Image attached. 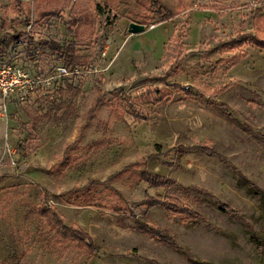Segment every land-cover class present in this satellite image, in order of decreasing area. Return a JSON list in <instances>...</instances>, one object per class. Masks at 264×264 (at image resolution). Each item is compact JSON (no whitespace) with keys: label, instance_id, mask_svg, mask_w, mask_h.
<instances>
[{"label":"rangeland","instance_id":"obj_1","mask_svg":"<svg viewBox=\"0 0 264 264\" xmlns=\"http://www.w3.org/2000/svg\"><path fill=\"white\" fill-rule=\"evenodd\" d=\"M66 1L59 16L39 18L37 0H0V57L46 75L64 63L42 45L53 40L76 42L88 59L64 79L73 89L54 94L74 105L72 119L59 112L28 136L36 97L9 100L7 113L0 97V264H264V50L253 43L264 38V0ZM168 8L177 15L163 20ZM82 11L93 22L75 31L70 21ZM145 18L150 30L129 32ZM150 88L165 97L142 94ZM119 94L151 120L121 121ZM103 136L120 142L90 146ZM141 157L176 184L136 185L129 167ZM148 196L198 216L139 204ZM47 207L97 250L52 229L38 212Z\"/></svg>","mask_w":264,"mask_h":264},{"label":"trees","instance_id":"obj_2","mask_svg":"<svg viewBox=\"0 0 264 264\" xmlns=\"http://www.w3.org/2000/svg\"><path fill=\"white\" fill-rule=\"evenodd\" d=\"M62 0H37V8H38V17H50V16H59L60 11L64 9H58L57 5ZM72 0L66 1V6H69L71 4ZM153 1H159V0H153ZM60 10V11H59ZM177 15V12L174 10L168 8L167 13L164 15L163 20H168ZM93 14L89 12H81V14L75 15L72 20L70 21L71 27L73 26L75 28V31H78L82 26L89 25L93 22ZM142 23L147 24L148 27H150L152 24L150 23L149 18H145ZM253 43L260 49L264 50V38L260 37H254ZM42 45L46 48H49L53 53L57 54V58L61 60L62 62L66 63L69 66H80L84 65L82 62H87V57L80 56L78 54V51L76 49V42L70 41L65 44L58 43L53 40H44L42 41ZM3 54V50L0 49V55ZM66 86H69V88L73 89L72 84L67 83L66 81L62 80L58 86L55 87L54 93H46L44 95H40L36 98L37 102V108L32 113L29 112V122L27 123V129L26 132L28 136L33 135L34 133L38 132L40 125L46 120V119H52L55 117L59 112H62L61 119L64 121H67L69 119L74 118L76 115V108L71 102H66L59 100L57 101L54 99V94L64 93V88ZM227 85H224V87L219 89L220 91H223V89L227 88ZM159 92V95L156 97V101L162 100L166 94L160 93V89H148L142 94H151L152 91ZM188 92H191L189 90ZM118 99L122 103V106L124 108L122 114L120 113L119 119L121 121H125L124 115L125 113L131 114L135 119L141 120V121H150L151 117L148 114H144L140 111H137L132 103V95L128 94H119L117 95ZM104 97L102 95H98V97L94 100L92 106L84 113L83 118L84 122L87 123L89 120L94 116L96 113L98 107L103 102ZM220 106L222 104H219ZM81 133L77 136V138H80ZM119 138L112 137V136H103L93 142L90 146H105L110 144H116L119 143ZM197 149L206 155L209 156H217V151L208 145H200L197 147ZM147 164V159L144 157H141L139 160L134 162L132 165H130V169L132 171L131 178L132 181L139 185L142 182L147 183L150 187L155 188H165L170 187L176 184V180L174 178L164 176L161 174H158L156 172H152L148 170L144 165ZM139 204H147L149 206L161 204L166 209L170 210L171 212L176 213H186L191 214L192 216H198L196 211L189 209L188 207L182 206L179 203H176L170 199L161 200L155 196H148L144 198L142 201L139 202ZM83 205H90V204H83ZM119 209V207L117 208ZM38 212L41 214V216L48 221L52 229L56 230L62 237L66 239H73L77 241L81 246L87 247L92 252H95L97 250V245L91 238V236L82 228L76 226V225H66L64 221L58 216V214L54 211L52 207L47 208H40ZM145 231L149 234L161 238L164 242L171 244L172 246H176L175 241L173 238L163 235L159 230H157L155 227H150L147 224L145 225Z\"/></svg>","mask_w":264,"mask_h":264},{"label":"built area","instance_id":"obj_3","mask_svg":"<svg viewBox=\"0 0 264 264\" xmlns=\"http://www.w3.org/2000/svg\"><path fill=\"white\" fill-rule=\"evenodd\" d=\"M82 72L81 67L58 63L50 73L41 75L16 65L9 57H0V97L3 112L7 113L9 100L30 101L54 89L65 78L70 79ZM7 152L11 157L15 154L10 145Z\"/></svg>","mask_w":264,"mask_h":264},{"label":"water","instance_id":"obj_4","mask_svg":"<svg viewBox=\"0 0 264 264\" xmlns=\"http://www.w3.org/2000/svg\"><path fill=\"white\" fill-rule=\"evenodd\" d=\"M148 29V25L141 23V22H136V21H131L129 23V32L132 34H137V33H141L143 31H146Z\"/></svg>","mask_w":264,"mask_h":264},{"label":"crops","instance_id":"obj_5","mask_svg":"<svg viewBox=\"0 0 264 264\" xmlns=\"http://www.w3.org/2000/svg\"><path fill=\"white\" fill-rule=\"evenodd\" d=\"M152 27V25L150 26V27H148V29L147 30H150V28ZM55 211V210H54ZM56 212V211H55ZM57 213V212H56ZM58 214V213H57ZM59 216V215H58ZM60 217V216H59ZM61 218V217H60ZM62 219V218H61ZM71 225H76V224H71ZM76 226H78V225H76ZM79 227V226H78Z\"/></svg>","mask_w":264,"mask_h":264}]
</instances>
